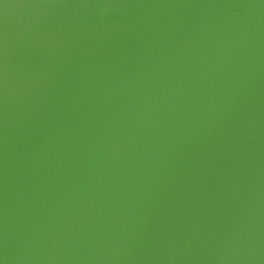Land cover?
Wrapping results in <instances>:
<instances>
[{
  "label": "water",
  "instance_id": "obj_1",
  "mask_svg": "<svg viewBox=\"0 0 264 264\" xmlns=\"http://www.w3.org/2000/svg\"><path fill=\"white\" fill-rule=\"evenodd\" d=\"M0 264H264V0H0Z\"/></svg>",
  "mask_w": 264,
  "mask_h": 264
},
{
  "label": "clouds",
  "instance_id": "obj_2",
  "mask_svg": "<svg viewBox=\"0 0 264 264\" xmlns=\"http://www.w3.org/2000/svg\"><path fill=\"white\" fill-rule=\"evenodd\" d=\"M33 7H35L36 9H39V10H41V12L43 11V10H45L46 9V5H35V6H33Z\"/></svg>",
  "mask_w": 264,
  "mask_h": 264
}]
</instances>
